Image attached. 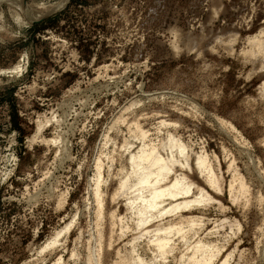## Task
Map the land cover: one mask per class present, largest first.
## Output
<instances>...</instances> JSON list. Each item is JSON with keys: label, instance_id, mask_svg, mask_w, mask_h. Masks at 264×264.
<instances>
[{"label": "rangeland", "instance_id": "rangeland-1", "mask_svg": "<svg viewBox=\"0 0 264 264\" xmlns=\"http://www.w3.org/2000/svg\"><path fill=\"white\" fill-rule=\"evenodd\" d=\"M16 8L0 2V70L25 67L0 74V264H119L133 231H121L130 213L112 196L142 143L135 121L146 141L175 133L206 154L222 181L184 212L203 220L191 240L222 247L214 264H264V69L242 54L264 35V0H70L35 22Z\"/></svg>", "mask_w": 264, "mask_h": 264}, {"label": "bare ground", "instance_id": "bare-ground-1", "mask_svg": "<svg viewBox=\"0 0 264 264\" xmlns=\"http://www.w3.org/2000/svg\"><path fill=\"white\" fill-rule=\"evenodd\" d=\"M1 1L8 2V4H11L15 8H19L29 18L27 20L35 22L65 7L70 0H61L56 6H50L45 9L34 8L25 0ZM218 3L213 9L215 14H218L222 5L220 2ZM20 20L22 19L20 18ZM235 40V35L226 40L227 44H229L228 50L230 52H232L231 42ZM249 42L250 48L242 54L247 59L252 60L254 64L257 65L258 63L259 67L263 70L264 35L254 36L249 39ZM188 44L192 46L196 44L193 37L190 38ZM24 69L25 67L21 62L13 68L1 69L0 74L8 73L9 76H14L21 74ZM259 90L263 96L264 79ZM49 120L47 119L45 122L40 121L38 125L39 130ZM138 122L135 121L133 129L129 125L130 129L133 130L132 133L130 132V135L132 134V136L140 138L142 143L136 150L128 151L126 160L129 165L128 169L119 179L117 189L112 196L113 200L123 197L126 209L130 213V221H123L121 219L124 217L119 216L121 218L119 220L121 221V231L123 232L128 229L133 231L132 238L131 240L129 239V247L125 249L123 254H120L118 263L162 264L170 255H174L177 264H214V260L219 255H222V247L216 242L209 241L199 235V237L191 240V237L196 234V227L201 225L203 220L199 215L184 214L185 211L190 210L196 205L206 204L213 198L215 199V196L213 197L211 191L206 186H209L211 190H215L214 192L222 191V181L217 175L212 162H210L208 156L203 152L193 153L187 143L175 133H170L169 136L157 143L146 141L147 132ZM129 146L130 144L127 140L122 145L125 150H128ZM121 151L123 150L121 149ZM120 154L123 153L121 152ZM115 156L117 157L118 155ZM100 165L101 163L97 165L96 185L94 189L98 203L97 220L99 221H101L103 216L101 209L103 204L101 192L102 166ZM235 180L231 182L230 189L234 188L233 182ZM246 190L245 182H240V192L245 194ZM116 221L118 220L116 219ZM69 228L70 224L61 230L58 229L59 231H56L51 241L45 245V249L57 245L59 239H61L60 237ZM176 238L182 239L185 244L184 249L178 250ZM228 256L221 258L217 263L228 264ZM54 264L66 263L62 258H58Z\"/></svg>", "mask_w": 264, "mask_h": 264}]
</instances>
